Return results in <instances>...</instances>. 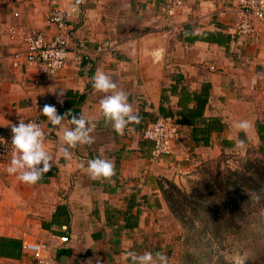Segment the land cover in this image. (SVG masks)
Instances as JSON below:
<instances>
[{
	"label": "crops",
	"instance_id": "1",
	"mask_svg": "<svg viewBox=\"0 0 264 264\" xmlns=\"http://www.w3.org/2000/svg\"><path fill=\"white\" fill-rule=\"evenodd\" d=\"M74 1L0 0V125L40 117L57 170L29 185L8 174L12 153L0 165L16 202L10 219H0V239L44 242L54 264H131L124 259L128 251L155 255L167 248L172 218L165 195L168 181L240 142L264 150L256 127L264 123V22L253 21L257 36H239L237 0H185L174 17L176 31L167 36L159 17L164 0H76L67 34L86 53L71 52L55 79L41 81L37 67L25 59L21 36L42 32L53 38L57 30L46 21L47 13ZM210 33L231 39L220 46L198 37ZM106 42L113 49L98 50ZM97 70L110 75L141 117L139 124L129 125L134 132L126 128L119 135L105 122L99 109L104 94L93 88ZM205 85L209 96L203 119L218 118L222 129L204 145L191 138V126L177 125L172 153L152 160L153 143L143 132L159 116L178 118L182 92L198 93ZM61 89L63 104L57 103ZM45 104L54 105L60 115L71 110L91 120L94 143L69 148L71 159L64 158L59 152L66 147L62 131L42 115ZM241 120L250 122L246 132L234 127ZM63 127L72 125L65 121ZM97 157L114 163L111 179L92 180L81 168ZM64 236L68 242L60 243ZM27 259L22 249L0 253V264Z\"/></svg>",
	"mask_w": 264,
	"mask_h": 264
},
{
	"label": "rangeland",
	"instance_id": "2",
	"mask_svg": "<svg viewBox=\"0 0 264 264\" xmlns=\"http://www.w3.org/2000/svg\"><path fill=\"white\" fill-rule=\"evenodd\" d=\"M257 147L243 144L242 147L221 152L212 158L196 161L190 167H185L175 182L166 183L168 196L172 195L167 200L172 214L168 222L171 230L167 235V248L163 252L168 258V264H238L239 258L250 264H264V205L246 213L244 219L233 228L235 236L229 234L230 237L225 241L215 239L204 227L206 223H200L192 211L199 200L197 191L205 189V182L216 185L213 182L224 180L231 172L240 170L245 163L263 158ZM215 192L218 199L217 188ZM171 200L176 202L170 203ZM206 202H209V197ZM15 206L13 187L4 166H1L0 219H10L8 216L14 212ZM199 213L203 216L201 211Z\"/></svg>",
	"mask_w": 264,
	"mask_h": 264
},
{
	"label": "clouds",
	"instance_id": "3",
	"mask_svg": "<svg viewBox=\"0 0 264 264\" xmlns=\"http://www.w3.org/2000/svg\"><path fill=\"white\" fill-rule=\"evenodd\" d=\"M92 81L93 88L104 94L99 101V109L105 122L110 123L113 130L119 135H123L126 128L130 133L134 132L135 129L130 128L129 125L139 124L141 117L128 102L127 94L119 89L117 83L103 70H97ZM56 95L57 103L63 104L64 90L61 89ZM41 113L51 125L57 127L58 131H62L60 140L66 147L61 146L59 152L64 158L71 159L69 148H75L78 144L91 145L94 143L91 133L95 124L91 120L85 119L82 114L77 117L69 110L60 115L56 107L50 104H45ZM65 121L72 127H63ZM250 126V122L247 120H241L234 124L236 129L245 132ZM11 132L13 151L7 172L10 175H16L17 179L25 184L34 185L42 179L44 174L49 172L54 163L52 155L45 147V134L35 122L26 123L22 119L18 125H11ZM242 146L243 142H240L238 147ZM81 168L92 180H109L115 174L114 163L101 157L88 160L87 167L84 168V165L81 164ZM124 259L130 260L131 264H168L167 256L161 252L154 255L151 251H145L142 254L128 251Z\"/></svg>",
	"mask_w": 264,
	"mask_h": 264
},
{
	"label": "built area",
	"instance_id": "4",
	"mask_svg": "<svg viewBox=\"0 0 264 264\" xmlns=\"http://www.w3.org/2000/svg\"><path fill=\"white\" fill-rule=\"evenodd\" d=\"M29 2L30 0H22ZM185 0H164L160 8V19L163 21V31L167 36L176 31L174 17L182 9ZM75 0L70 6L54 7L46 16V21L53 25L57 32L51 39H47L42 32H29L21 36L25 45V59L28 63L34 64L38 69L41 81L53 80L66 64L71 52L74 54L86 53L82 45H72L71 38L67 34V23L76 11ZM235 9L240 17L236 28L237 35L257 36L253 21L264 22V0H237ZM113 47L106 42L103 49L111 51ZM76 55V57H77ZM35 122L43 130V121L40 117L34 116L24 122ZM11 123L0 125V165L3 164L13 151L11 145ZM178 124L172 117L159 116L149 128L143 132L144 138L153 143L151 159L159 160L163 156L172 153L173 144L178 138ZM60 243H67L66 236L59 238ZM22 251L28 259L24 264H54L48 253L50 247L44 242H22Z\"/></svg>",
	"mask_w": 264,
	"mask_h": 264
},
{
	"label": "trees",
	"instance_id": "5",
	"mask_svg": "<svg viewBox=\"0 0 264 264\" xmlns=\"http://www.w3.org/2000/svg\"><path fill=\"white\" fill-rule=\"evenodd\" d=\"M198 37L220 46H226L231 39L230 35L220 33H210L208 38L205 34ZM208 90L209 87L205 85L198 93L191 94L187 90L182 92L181 100L184 101H180L182 111L178 118H174L178 125L191 126V138L204 145L209 144L210 135L213 132H219L222 129V123L218 118L203 119L204 109L208 102ZM190 102H194L193 107H189ZM256 127L259 139L264 144V123L257 122ZM259 151L263 158L245 163L240 170L231 172L224 180L213 182L216 185L205 182V189L197 191L199 200L195 208L192 209L193 216L200 223H206L204 227L218 241H225L230 237L229 234L233 235V228L238 224V221L244 219L246 213L251 210L255 211L259 209V206L264 205V150L259 148ZM56 171L51 167L49 172L44 174L38 182L54 176ZM216 188L219 193L218 199L215 194ZM165 195L167 200L172 197V195L168 196L167 190ZM208 197L209 202L205 203ZM171 202L175 203L176 201L171 200ZM173 210L172 208L174 213L175 210ZM199 211L203 213V216ZM16 249H22V242L14 239H0V253L5 254ZM237 263L250 264L249 261H242V258H239Z\"/></svg>",
	"mask_w": 264,
	"mask_h": 264
}]
</instances>
